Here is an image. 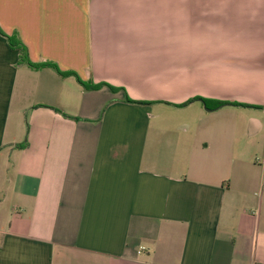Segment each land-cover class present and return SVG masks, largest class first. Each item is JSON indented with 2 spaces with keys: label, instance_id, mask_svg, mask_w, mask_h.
I'll use <instances>...</instances> for the list:
<instances>
[{
  "label": "crops",
  "instance_id": "obj_1",
  "mask_svg": "<svg viewBox=\"0 0 264 264\" xmlns=\"http://www.w3.org/2000/svg\"><path fill=\"white\" fill-rule=\"evenodd\" d=\"M0 29L118 88L0 34V264H264V0H0Z\"/></svg>",
  "mask_w": 264,
  "mask_h": 264
},
{
  "label": "trees",
  "instance_id": "obj_2",
  "mask_svg": "<svg viewBox=\"0 0 264 264\" xmlns=\"http://www.w3.org/2000/svg\"><path fill=\"white\" fill-rule=\"evenodd\" d=\"M0 34L5 37L10 48L18 49V51H19L18 63L19 64H25L29 68H32V69H39L43 66L53 67L61 76L73 75L84 89H97V88H100L101 86H107L111 91H116L118 89L117 87H114V86L107 84V83H104V82L92 83V82L84 81V80L80 79L75 72H73V71H62V70L57 68L55 63L50 62V61L32 62L28 57L26 46L22 43V41L19 39V37L17 36L16 33H12L9 35V34L4 33L0 29ZM126 99H127V101H133V100H130L129 98H126ZM199 99L205 105V107L207 109H214V108L226 103L225 101L210 100V99L201 98V97H199ZM22 146H23V144L17 145V147H22Z\"/></svg>",
  "mask_w": 264,
  "mask_h": 264
},
{
  "label": "water",
  "instance_id": "obj_3",
  "mask_svg": "<svg viewBox=\"0 0 264 264\" xmlns=\"http://www.w3.org/2000/svg\"><path fill=\"white\" fill-rule=\"evenodd\" d=\"M207 109V108H206Z\"/></svg>",
  "mask_w": 264,
  "mask_h": 264
}]
</instances>
